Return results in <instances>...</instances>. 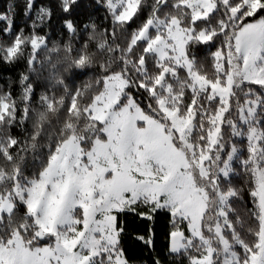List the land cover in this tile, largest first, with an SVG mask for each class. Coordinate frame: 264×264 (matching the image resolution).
Masks as SVG:
<instances>
[{
	"label": "snow or ice",
	"instance_id": "6c2138e0",
	"mask_svg": "<svg viewBox=\"0 0 264 264\" xmlns=\"http://www.w3.org/2000/svg\"><path fill=\"white\" fill-rule=\"evenodd\" d=\"M94 2L110 29L65 19L67 43L37 0L28 33L0 13V62L27 65L19 95L0 88V264H131L128 212L168 214L180 264H264V0Z\"/></svg>",
	"mask_w": 264,
	"mask_h": 264
},
{
	"label": "trees",
	"instance_id": "16d2710c",
	"mask_svg": "<svg viewBox=\"0 0 264 264\" xmlns=\"http://www.w3.org/2000/svg\"><path fill=\"white\" fill-rule=\"evenodd\" d=\"M9 4L15 5V30L18 31L20 28H24L25 32L28 33L30 31L29 24L31 23V19H26L24 17L25 0H0V13L5 12L8 9ZM40 5H45L52 9L53 15L51 22L48 27L42 30V34L50 32V40L53 43H59L61 41L65 43L68 42V35L63 28V23L65 19H72L76 23L78 28L92 20L96 23L98 31L103 32L106 28L110 29V22L105 19V9L103 7L98 6L94 2V0H80V7L77 8L71 16H67L66 14L60 11L59 0H37L36 6L39 7ZM3 27L4 24L0 23V29H2ZM133 27H135V25H133ZM0 38H2V33H0ZM87 40L88 34L82 33L81 39L78 40L76 45L74 46L78 47L80 43ZM89 44V51H97L96 41H89ZM198 55H207V50L201 49L198 52ZM55 59L56 56L55 54H53V60ZM26 70L27 65L24 61H20L11 66L0 62V88L7 89L9 79H11L13 81H16V83L12 85V91L15 95H19V77L20 74L26 72ZM91 75V73H89L88 75H66V81L71 88L75 89L77 87H82L83 84L88 81ZM44 84L45 81L43 80L36 81L37 99L39 95L43 91H45V87L43 86ZM63 94L64 93L62 88L54 89V95L57 99H59V97ZM63 118L64 114L62 113L61 119ZM12 133L16 136L23 135L19 128H14L12 130ZM234 183L243 186V179L236 178L234 180ZM244 204L247 208H251L250 199L247 197L246 194ZM244 210V208L241 209L242 214ZM19 211L21 214L23 213V206L20 207ZM138 211H146V209L141 206ZM119 220L123 223L125 229L122 238V245L125 249L126 255L131 261V264H153V260L157 257L162 261V264H180V261L175 259L173 256H170L168 251L170 231L168 214L164 212H158L155 215L154 220L149 221L139 215H136L135 213L128 212L120 214ZM149 229L152 230L151 233ZM149 235L152 236L153 240L152 248L146 246L144 242L138 238L141 236L147 238L149 237ZM183 264H187V261L185 260Z\"/></svg>",
	"mask_w": 264,
	"mask_h": 264
}]
</instances>
